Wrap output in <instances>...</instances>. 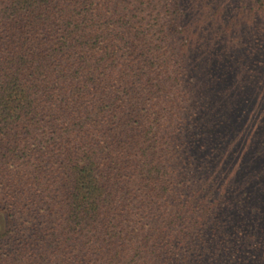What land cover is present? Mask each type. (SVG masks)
Listing matches in <instances>:
<instances>
[{
	"label": "trees",
	"instance_id": "obj_1",
	"mask_svg": "<svg viewBox=\"0 0 264 264\" xmlns=\"http://www.w3.org/2000/svg\"><path fill=\"white\" fill-rule=\"evenodd\" d=\"M0 264H264V0H0Z\"/></svg>",
	"mask_w": 264,
	"mask_h": 264
}]
</instances>
